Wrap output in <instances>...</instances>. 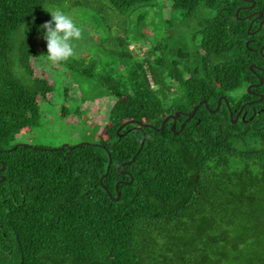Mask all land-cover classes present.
<instances>
[{
  "label": "trees",
  "instance_id": "trees-1",
  "mask_svg": "<svg viewBox=\"0 0 264 264\" xmlns=\"http://www.w3.org/2000/svg\"><path fill=\"white\" fill-rule=\"evenodd\" d=\"M109 1L129 10L149 0ZM169 1L188 17L214 12L196 32L195 63L136 61L106 73L98 81L113 100L97 139L49 149L16 142L40 124L53 90L31 63L47 54L45 0H0V264H264V0ZM27 22L18 42L25 84L10 47ZM85 60L52 66L91 75ZM251 83L262 98L248 104ZM222 95L228 105L212 111ZM176 111L175 126H161ZM132 120L155 128L121 135Z\"/></svg>",
  "mask_w": 264,
  "mask_h": 264
},
{
  "label": "rangeland",
  "instance_id": "rangeland-1",
  "mask_svg": "<svg viewBox=\"0 0 264 264\" xmlns=\"http://www.w3.org/2000/svg\"><path fill=\"white\" fill-rule=\"evenodd\" d=\"M56 8L82 28L75 57H86L84 67L91 75L65 66L53 68L43 53L31 59L36 74L53 82V90L49 100L40 101V124L17 137L18 143L55 148L95 141L113 100L98 81L101 76L125 71L136 61L146 66L160 60L164 68L173 62L193 65L199 56L196 32L204 18L214 13L199 7L188 17L182 10L171 9L169 0H149L129 10H119L109 0H45L46 22L51 19L47 10ZM28 25L17 32L10 47L11 69L25 84L30 78L19 62L18 42Z\"/></svg>",
  "mask_w": 264,
  "mask_h": 264
},
{
  "label": "clouds",
  "instance_id": "clouds-1",
  "mask_svg": "<svg viewBox=\"0 0 264 264\" xmlns=\"http://www.w3.org/2000/svg\"><path fill=\"white\" fill-rule=\"evenodd\" d=\"M47 11L51 19L40 25L47 47L46 63L58 65L75 57V42L83 38V30L59 8Z\"/></svg>",
  "mask_w": 264,
  "mask_h": 264
},
{
  "label": "water",
  "instance_id": "water-1",
  "mask_svg": "<svg viewBox=\"0 0 264 264\" xmlns=\"http://www.w3.org/2000/svg\"><path fill=\"white\" fill-rule=\"evenodd\" d=\"M238 11H239V8L235 11V14H236V15H237ZM253 14L255 15L254 19H258V18H260L262 12H261V11H254ZM262 25H264V20L261 19V20L259 21L258 28H260ZM249 28H250V25L248 26V31H249ZM263 46H264V43H263V44L261 45V47L259 48V51H260V52L262 51ZM263 55H264V53H263ZM249 68H250V69H253V64H250V65H249ZM262 80H263L262 78H259V82H258V83H261ZM258 83H251V84H249V85L247 86V91H248V92H251V87L257 85ZM258 95H259V97H258L257 99H255V101H259V100H261V98H262V94H258ZM221 99H224L225 102H226V104L228 105V101H227V99H226V96L222 95V96H220V97L217 99V105H216V107H215L214 109H212V111H215V110L218 109V107H219V105H220V102H221ZM252 102H253V101H251V103H252ZM201 103H204L205 106H208L207 101H206L205 99L199 101V103H198L197 105H195V106L192 108V110H191L190 112H187V113L185 114L186 117H185V119L182 121V123H181V127L184 125V123H185L187 120H189V119L192 117V115H193V113L195 112L196 108H197L198 105L201 104ZM242 107H243V106H241L240 109H239V110L237 111V113L235 114L234 118L232 119L233 122H236V120H237V118H238V115L240 114V111L242 110ZM179 115H180V111H176V112L173 113V114H168V115H166V116L164 117L163 121H162L161 126H163V122H164L166 119L171 118V119L173 120L172 127H174V126H175V121L179 118ZM230 116H231V112H230ZM231 117H232V116H231ZM130 122H134L135 125H133V126L127 128V129H125L122 133H120L121 135H125L129 130H131V129H133V128H135V129H139V130H142V126H148V127H151V128H155V126H154L153 124H149V123H141V122H139V121H137V120H132V121H130ZM125 124H127V123H123V124H121V125L117 128V133H119V130H120L121 128H123V127L125 126ZM142 133H143V137H142V141H141L140 147H141V145H142V143H143V138H144V136H145L144 132H142ZM18 144H20V145H22V146H31V145L28 144V143H18ZM80 144H89V142H85V141H83V142L75 143V144H73V145L63 144V145L60 146L59 148L67 147L68 149H72L73 147H75V146H77V145H80ZM140 147H139V148H140ZM55 148H56V147H55ZM49 149H52V148H49ZM138 150H139V149H138ZM107 152H108V155H109V161H108L107 169H106L104 175L108 172V168H109V166H110V154H109V150H107ZM134 158H135V155H133L132 158H131L130 160H127V161L122 162V163L119 164L117 167L119 168L121 165L129 164ZM4 168H5V165L3 164V165L0 167V171L3 170ZM123 172H126V171H123ZM3 179H4V176L0 174V181H2ZM131 180H132V179H130L129 182H130ZM100 181H101L102 186L104 187V185H103V183H102V179H100ZM120 182H126V181H124V180H119V181L116 182V184H115V188H116V196H115V197L111 196V194L108 192L109 196H110L112 199H114V200H118V199H119L120 192H119V190L117 189V186H118V184H119Z\"/></svg>",
  "mask_w": 264,
  "mask_h": 264
},
{
  "label": "flooded vegetation",
  "instance_id": "flooded-vegetation-1",
  "mask_svg": "<svg viewBox=\"0 0 264 264\" xmlns=\"http://www.w3.org/2000/svg\"><path fill=\"white\" fill-rule=\"evenodd\" d=\"M250 93L254 96V98L250 99L249 101H246L248 104H251V101L255 102V99H257V98L259 97L258 94H260V93H258V92L255 91V90H251ZM253 102H252V103H253ZM242 106H243V105H242ZM242 109H243V107H242ZM240 112H241V111H240Z\"/></svg>",
  "mask_w": 264,
  "mask_h": 264
}]
</instances>
